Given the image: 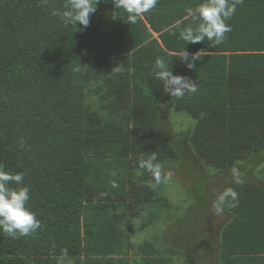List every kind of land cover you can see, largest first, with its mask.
Returning a JSON list of instances; mask_svg holds the SVG:
<instances>
[{"label":"trees","instance_id":"obj_1","mask_svg":"<svg viewBox=\"0 0 264 264\" xmlns=\"http://www.w3.org/2000/svg\"><path fill=\"white\" fill-rule=\"evenodd\" d=\"M65 2L0 0V164L26 173L27 207L42 222L27 237L0 232V264H172L176 251L154 240L129 245L122 225L149 226L174 208L163 180L138 167L153 151L162 172L181 165L162 126L173 112L195 120L179 133L193 161L228 178L221 193H238L236 207L224 206L220 264H264V0H243L216 47L179 38L198 24L186 8L203 0H159L135 24L99 0L84 31L50 14ZM184 49L200 51L194 69ZM157 58L197 91L170 97L155 77Z\"/></svg>","mask_w":264,"mask_h":264},{"label":"clouds","instance_id":"obj_2","mask_svg":"<svg viewBox=\"0 0 264 264\" xmlns=\"http://www.w3.org/2000/svg\"><path fill=\"white\" fill-rule=\"evenodd\" d=\"M99 0H66L62 8L52 7L51 15L58 17L65 27L73 26L76 30L84 31L90 25L91 14L95 13ZM115 9H122L126 13V21L135 24L142 19L145 13L154 9L159 0H112ZM243 0H203L194 8H186V12L198 21L193 27L191 24L184 27L179 38L186 44H197L205 40L210 46L221 45L227 39V33L232 28L227 21L236 13ZM41 6H50V0H41ZM77 25L82 27L77 29ZM180 58L186 63L189 69H194L196 62L200 60V51L189 54L185 49ZM155 77L162 82L163 90L170 97L183 99L187 94L195 93L198 89V82L183 75H174L172 68L163 58L155 60ZM24 145L23 139L20 141ZM158 154L153 151L146 160H140L138 167L149 172L156 183L162 180L171 179L172 173L162 174V168L156 163ZM26 173H13L0 164V232L11 239L34 235L42 228V222L37 214L27 207L31 199L30 188L24 184ZM231 175L234 183L242 185L244 180L240 170L233 166ZM15 185V187H13ZM101 197L107 193L101 192ZM238 204V193L233 188H227L220 193L213 201V211L222 214L224 206L236 207Z\"/></svg>","mask_w":264,"mask_h":264},{"label":"rangeland","instance_id":"obj_3","mask_svg":"<svg viewBox=\"0 0 264 264\" xmlns=\"http://www.w3.org/2000/svg\"><path fill=\"white\" fill-rule=\"evenodd\" d=\"M194 124L195 120L184 112L170 113L162 123L175 139V148L179 149L182 159L177 168L162 172L172 173L171 179L163 180L162 187L174 208L164 214V221L146 226V220L129 219L123 224V229L129 234V245L154 240L161 249L176 251L172 264H220V232L228 215L224 210L222 214H216L212 205L228 183V178L214 172L206 173L207 169L193 161L189 147L179 133H191ZM134 254V249L129 247V256ZM59 264L74 262L60 258ZM139 264H144L141 259Z\"/></svg>","mask_w":264,"mask_h":264},{"label":"crops","instance_id":"obj_4","mask_svg":"<svg viewBox=\"0 0 264 264\" xmlns=\"http://www.w3.org/2000/svg\"><path fill=\"white\" fill-rule=\"evenodd\" d=\"M122 227H123V225H122ZM123 232H125V231L123 230ZM125 233H126L127 236L129 235L127 232H125Z\"/></svg>","mask_w":264,"mask_h":264}]
</instances>
